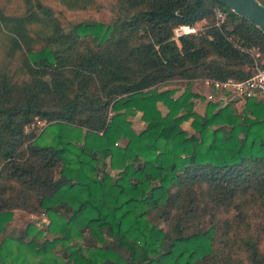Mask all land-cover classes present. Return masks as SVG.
Listing matches in <instances>:
<instances>
[{
  "label": "trees",
  "instance_id": "1",
  "mask_svg": "<svg viewBox=\"0 0 264 264\" xmlns=\"http://www.w3.org/2000/svg\"><path fill=\"white\" fill-rule=\"evenodd\" d=\"M20 1L0 8L19 53L15 75L0 65V264H264V104L228 94L198 111L191 88L251 76L264 33L217 0H114L109 23L67 25ZM174 80L180 94L161 90Z\"/></svg>",
  "mask_w": 264,
  "mask_h": 264
},
{
  "label": "rangeland",
  "instance_id": "2",
  "mask_svg": "<svg viewBox=\"0 0 264 264\" xmlns=\"http://www.w3.org/2000/svg\"><path fill=\"white\" fill-rule=\"evenodd\" d=\"M94 1V6H86V8L78 10V11H70L65 9L61 4H59L56 1L53 0H45L44 5L50 7L55 15L58 17L59 21L63 25H67L69 22H76L78 20H96L101 23L107 24L109 23L110 19L113 16V7L115 4L114 0H93ZM0 8H2L6 13L10 14H16L20 13L22 11V4L20 0H0ZM204 27L203 22L197 23L194 28L196 31H201ZM19 53L15 54V57H7V44L5 40V35L3 32H0V65L4 67V70L7 73H11L15 75L17 73V65L19 63ZM28 57L30 60H35L36 59V53H29ZM185 82H179L177 80L171 81L170 83L166 85H162L160 88L162 89H175V94L178 95L182 92L184 88ZM192 90L198 94H200L203 99H193L195 103V108L198 111H203V108L205 106V101H213L217 102L218 99L221 96L220 92H215L214 90L210 89L206 85L203 84L202 82H196L192 83L191 86ZM232 100V97L230 98ZM240 103L236 104L235 108H238ZM161 111L164 112L165 109L160 106ZM140 115V113H139ZM44 123H41V126ZM143 124L138 120V116L133 118L132 122V128L134 131H139L143 128ZM181 128L184 129L185 131L191 133V128H190V121H185L181 124ZM47 135L48 139H50L54 135V130H52L51 127L46 128V131L44 132V136ZM124 141H117L116 144L122 145ZM38 143H40V140H38ZM38 218V227H42L44 224L47 223V220L44 216L40 215L39 217H33L30 216L29 219H32L33 221H37ZM25 218L23 215L19 212H15V215L10 221L9 228L12 231H16L20 228L23 227Z\"/></svg>",
  "mask_w": 264,
  "mask_h": 264
},
{
  "label": "built area",
  "instance_id": "3",
  "mask_svg": "<svg viewBox=\"0 0 264 264\" xmlns=\"http://www.w3.org/2000/svg\"><path fill=\"white\" fill-rule=\"evenodd\" d=\"M215 24L219 25L223 21V13L220 9H215ZM193 25H179L173 30L172 39L177 42V38L184 34L195 33ZM203 84L220 92L221 96L218 101H226V96H237L239 100L245 98H255L264 104V66L254 65L253 73L246 79L236 81L231 78L225 80H204Z\"/></svg>",
  "mask_w": 264,
  "mask_h": 264
},
{
  "label": "water",
  "instance_id": "4",
  "mask_svg": "<svg viewBox=\"0 0 264 264\" xmlns=\"http://www.w3.org/2000/svg\"><path fill=\"white\" fill-rule=\"evenodd\" d=\"M221 5L244 18L251 25L257 27L264 33V6L257 0H217ZM239 100V97H232V101ZM226 104L224 101L221 104L223 107Z\"/></svg>",
  "mask_w": 264,
  "mask_h": 264
},
{
  "label": "crops",
  "instance_id": "5",
  "mask_svg": "<svg viewBox=\"0 0 264 264\" xmlns=\"http://www.w3.org/2000/svg\"><path fill=\"white\" fill-rule=\"evenodd\" d=\"M138 116V120L142 123V121L140 120V115H139V113H137L136 115H135V118ZM143 124V123H142ZM120 141H122V140H120ZM37 220H38V218H36Z\"/></svg>",
  "mask_w": 264,
  "mask_h": 264
}]
</instances>
